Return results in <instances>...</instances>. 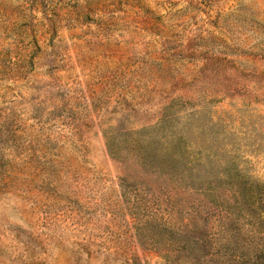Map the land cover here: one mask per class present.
<instances>
[{
	"label": "rangeland",
	"instance_id": "374dc122",
	"mask_svg": "<svg viewBox=\"0 0 264 264\" xmlns=\"http://www.w3.org/2000/svg\"><path fill=\"white\" fill-rule=\"evenodd\" d=\"M260 196L264 0H0V264H244Z\"/></svg>",
	"mask_w": 264,
	"mask_h": 264
},
{
	"label": "trees",
	"instance_id": "16d2710c",
	"mask_svg": "<svg viewBox=\"0 0 264 264\" xmlns=\"http://www.w3.org/2000/svg\"><path fill=\"white\" fill-rule=\"evenodd\" d=\"M187 170H182V175H187ZM190 177L191 178H194L193 177V175L192 174H190ZM182 178L184 179V177L182 176ZM263 197L262 196H260V202H261V199H262ZM260 205V204H259ZM261 205L262 206H264V201H262L261 202ZM256 208H258V207H255V206H253L251 209H250V212H251V215H253V210H255ZM264 214V210H262L261 212H260V216H259V218H258V220H257V223H259V224H263L264 225V216H261V215H263ZM257 217V216H256ZM254 220V219H253ZM230 221H233V220H230ZM208 234L206 233L205 234V236H207ZM259 237H260V240H264V232H263V234H259ZM244 247H252L251 245H248V246H244ZM253 248H254V250H255V254L254 255H251V256H246L245 254L244 255H242V256H240V257H238V256H236L235 258H238V259H242L241 261L242 262H244V264H246V262L245 261H247V262H250V264H264V245H259L258 246V244H256L255 246H253ZM211 250V249H210ZM168 260V259H167ZM233 261V262H232ZM231 262H229V264H237V260H232Z\"/></svg>",
	"mask_w": 264,
	"mask_h": 264
}]
</instances>
